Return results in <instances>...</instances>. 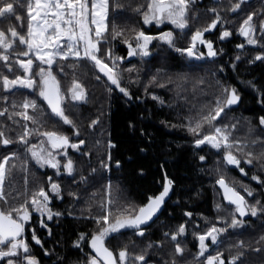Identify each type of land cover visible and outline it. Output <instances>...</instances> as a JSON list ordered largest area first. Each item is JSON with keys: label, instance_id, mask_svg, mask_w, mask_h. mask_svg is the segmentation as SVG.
Returning <instances> with one entry per match:
<instances>
[{"label": "snow or ice", "instance_id": "snow-or-ice-1", "mask_svg": "<svg viewBox=\"0 0 264 264\" xmlns=\"http://www.w3.org/2000/svg\"><path fill=\"white\" fill-rule=\"evenodd\" d=\"M198 2L199 0H147L146 6H139L135 10L141 16L143 25L155 26L160 31L157 34H150L143 29L132 28L131 35H125V30L115 24L109 30V0H27L26 33L17 30V27L24 26L23 16L18 11V8L24 6L22 0H0V24L11 20L18 22L17 26L9 23L6 29L0 27V89L6 93L0 96L4 105L0 108V117L16 125L13 129L0 123V145L6 149L10 145H18L24 150L26 157L34 161L37 168L54 170L46 180L38 181L36 187L31 190L26 189L22 194L24 195L22 202L15 203L18 197H13L10 201L5 189L8 181L7 188L9 191L13 190L12 181L8 178L12 170L16 169L17 165L13 161L18 160L19 156L13 152L0 158V205H2L0 206V261L3 264H41L29 243L26 229L31 234V241L44 250L43 255L53 256L56 264H79V261L73 260L63 252L45 248L44 242L37 235L36 228L32 226L33 216H36L39 227L45 229L48 236H52L53 230L48 222L59 224L62 217L75 218L70 208L61 211L55 207L54 201H64L65 195L74 201L83 200L87 195L88 185L97 178L98 172L110 171L112 163L109 152L99 160V168L92 167L91 152L84 147L85 139L74 141L66 133L46 130L47 121L37 115L39 110L37 100L25 98L17 101L10 97L16 96L21 89L29 90L30 94H35L46 103L50 113L57 118V122L62 121L63 125L71 127L72 136L80 137L79 128L65 114V107L62 105L66 101L85 100V89L81 83L73 80L71 87L66 92L62 91L60 81L54 74L53 65H56L58 71L62 73L64 65L59 61H68L72 58L74 61L90 62L93 69L99 73L95 79L99 81L102 75L109 82L110 86L107 88L109 93L113 91L111 86H114L130 101L133 96L129 88L123 84V79L125 72L131 73L134 69L123 67L126 58L138 57L143 60L152 55L153 48H166L185 59L197 61L214 59L222 53L223 50L214 48L213 40L207 39L205 34L217 30V26L220 25L218 39L227 40L233 36V31L225 25L233 21L227 20L217 7L213 6L206 9L207 13L213 15L210 23L193 28L192 25L199 19ZM226 7L227 11L236 14V18L241 21L236 28V34L243 37L246 44L240 43L236 47L241 50H244L246 45L264 48V12L248 11L247 9L252 7L249 0H230ZM164 26H170L169 30H164ZM181 37H190L186 47L180 46L178 38ZM118 39L127 47L126 57L114 52L113 42ZM201 46L207 51L200 50ZM235 60L240 61L241 55H237ZM256 61L264 62V52L256 54L248 62ZM14 67L22 74L13 72ZM232 67L235 69L236 64L234 63ZM5 71L11 74V78L5 74ZM220 71H223V68ZM129 83L134 84L136 81L129 78ZM151 83L157 84L155 76ZM216 83L219 85V94L214 96L211 107L205 106L206 111L201 109L198 118L188 121L187 131L196 137L194 140L196 148L207 146L215 149L225 165L238 169L243 176H249V172L241 166L242 161L246 165L258 167L260 172L251 174L249 178L260 186V194H264V163H261L264 161V140L254 136L251 127L247 133V136L252 137L250 143L247 142V137L241 139L233 135L236 132V124L229 125L226 121L231 115L233 106L241 102V96L236 87L220 85L219 81ZM249 84L255 88L251 81ZM157 86L166 87L164 83H158ZM145 93L147 94V88ZM151 98L159 100L161 104L164 103L156 95ZM261 102L264 103V99ZM97 124L99 120L94 119L90 127L94 128ZM259 125L260 130L264 131V116L259 118ZM13 131L16 134L9 135ZM33 136L37 138V142L32 141ZM257 145L260 147L258 154L248 150ZM107 147L110 149L115 145L109 142ZM69 150L78 153L80 157L89 158L88 176L77 168ZM199 160L205 161L206 156L200 155ZM25 164L26 162H22L21 168L27 170ZM116 167H120L118 161ZM216 171L220 172L219 167ZM89 177L92 179L90 180ZM65 180L68 181V187H62ZM71 184L80 185L84 191L71 190ZM216 184L222 190V199L227 202V206L216 204V211L218 214L227 211L228 214L218 215L216 223H209L207 218H203L208 226L202 231H192L191 235L198 241V252L193 259L195 264H238V262L244 264L241 259L245 255L244 242L240 241L229 247V258L220 250L224 245L222 237L229 229L244 228L247 223L243 219L245 217L264 219V200L255 188L242 184L243 192L248 198H252L246 199L234 183L227 182L223 175L218 176ZM173 186V179L168 178L165 173L159 194L149 196L142 206L128 204L113 207L112 186L107 185L109 195L105 202L99 205L100 214H91L89 207L87 209L89 214L80 217L92 220L96 226V230L91 234L78 233L72 244L74 249L81 252L85 247L91 249V253L85 254L83 264H154L148 258L149 252L154 247L162 251V242L159 245L150 242L138 253H129L127 246H124L116 255L107 246L106 241L112 234L119 233L123 229H131L137 236L144 237L146 231L144 226H148L149 222H153V218L157 217V213L161 211L172 193ZM184 215L191 220L193 213L189 211ZM187 223V221L180 223L174 231L163 233L166 239L171 240L173 251L168 254L170 259H162L159 264H191L186 260L185 246H182L186 245L187 240L181 239L188 235ZM217 223L222 226L217 227ZM194 227L199 229L200 226L194 225ZM260 241H264V236H261L257 243ZM232 247L236 249L235 252L232 251ZM253 251L261 252L262 249L256 247Z\"/></svg>", "mask_w": 264, "mask_h": 264}, {"label": "trees", "instance_id": "trees-1", "mask_svg": "<svg viewBox=\"0 0 264 264\" xmlns=\"http://www.w3.org/2000/svg\"><path fill=\"white\" fill-rule=\"evenodd\" d=\"M147 0H109L108 25L111 30L115 24L118 28L125 30V35H131V29H143L141 16L136 12L139 6H146ZM119 5V6H118ZM249 11V9H247ZM229 21L232 30L236 33V28L241 22L236 16L229 19L230 12L221 13ZM199 21H196L193 28L198 27ZM210 23V22H208ZM207 24V23H206ZM180 46L186 47L190 37L178 38ZM114 52L120 56L126 57V45L120 43V40L113 42ZM225 48V47H223ZM156 53L150 60H132L124 61L123 67L134 69L131 73H124L123 84L126 85L132 93L133 99L121 96L115 88L109 93L107 88L110 86L106 81L100 79L97 81L96 71L91 64L82 65L80 62H73L66 71V80L62 82V91H67L70 83L75 80L81 83L86 92V98L83 104H76L74 101H66L64 104L65 114L76 124L81 132L80 137L72 136L70 126L57 122L48 111L39 105L37 115L47 121L46 130H54L66 133L74 141L80 138L85 139L84 147L91 152L90 164L92 167L99 168V160L104 158L107 153H111L112 163L111 170H100L97 178L88 185L87 195L81 201H74L71 197L65 195L64 201H55L57 209L63 211L71 209L73 217H62L60 223L53 222V235H47L40 232V238L46 239L45 248L63 252L73 260L83 264L85 254L90 253L88 247L83 252L74 249L72 244L75 242L77 234L85 232L91 234L96 230L94 222L90 219L80 218L82 215L87 216V209L91 208V214L99 215V205L104 203L109 193L107 185H111V198L113 207L125 206H142L147 202L149 196L159 194L164 183V174L173 179V195L171 201L166 206L160 219L153 225L148 237L138 238L134 232L120 234L108 241L107 246L118 254L119 250L127 246L129 253L140 252L148 243L159 245L163 243L162 251L154 247L149 252V260L154 264H159L163 260L171 257L168 255L173 251V244L170 239L163 235L165 231H174L175 228L183 222H186L185 212H192L200 222V230L187 225L188 235L181 239H186L185 258L191 264H195L194 256L196 239L191 235L192 231H202L208 225L203 218H207L209 223H216L217 216H226L227 211H216L215 205L223 204L220 193L216 187V179L223 175L227 182L233 184L237 178L232 174L224 164L220 155H215L210 150L199 152L194 147L196 137L187 131V123L190 119H196L201 113V109L207 110L211 107L214 96L219 94V85L236 87L242 95L241 105L232 109L231 115L226 123L236 124L235 136L241 139L247 137L250 143L252 137L247 136L248 130L253 129L254 136L264 140V131H261L259 117L264 116V104L262 108L257 105L264 99V65L258 64L254 67L246 65L240 67L236 75H225L220 71L224 67L225 61L194 62L185 59L179 54L167 50L166 48L157 49ZM224 52L230 54L225 48ZM264 52V48L257 47L256 51L248 50L244 53L234 52L246 59L247 54L254 56ZM224 69V68H223ZM229 73V72H228ZM156 77L157 84L164 83L166 87L160 88L157 84L151 83L152 78ZM250 76V77H249ZM248 77V78H247ZM129 78L136 81L134 84L129 83ZM256 80L260 88V93L252 94L248 92L244 82ZM203 81V83H201ZM238 82V83H237ZM243 82V83H242ZM239 84V85H238ZM147 88V94L145 93ZM156 95L163 100H153L151 97ZM99 120L94 128L90 127L91 121ZM163 121V123H162ZM219 123V121H217ZM176 125V127H172ZM97 141L99 143H97ZM112 143L114 148H108L107 144ZM248 150L257 154L260 147ZM15 152L19 159L13 161L16 163V169L12 170L9 180L12 181V191L6 186V193L9 200L18 197L14 202L23 201L26 189L31 190L32 184L38 181L46 180L41 174L34 169V165L26 157L25 153L18 150L13 151L10 147V155ZM76 162L77 168L85 176L89 175V158L80 157L78 153H70ZM206 156L205 161H200L199 156ZM237 155H240L237 153ZM120 167H116V162ZM22 162H26L27 170L21 168ZM219 162V163H217ZM219 167L220 172L216 171ZM90 180L92 179L89 177ZM70 179V178H69ZM78 179V177H77ZM27 181V183H26ZM62 187H68V181L62 183ZM84 191L78 184H71V190ZM93 194H95L93 196ZM87 197H92L88 199ZM74 205V206H73ZM83 210V211H82ZM222 225L217 223V227ZM264 236V222L254 225L247 233L240 234L237 237L225 233L224 245L221 251L225 257H229V247L236 245L240 241L244 244L253 246L249 253L241 257L244 264H264V241L260 237ZM231 242L233 243L231 245ZM191 245V246H190ZM215 247V246H214ZM260 247L261 252L253 251L254 248ZM232 251L236 249L232 247ZM40 257L41 264H56L53 256H43V251L35 253Z\"/></svg>", "mask_w": 264, "mask_h": 264}, {"label": "flooded vegetation", "instance_id": "flooded-vegetation-1", "mask_svg": "<svg viewBox=\"0 0 264 264\" xmlns=\"http://www.w3.org/2000/svg\"><path fill=\"white\" fill-rule=\"evenodd\" d=\"M22 2H23V5L24 6L21 7V8H18V11L23 16V25L24 26H23V28L17 27V30L20 31V32H22V33H26V31H27V22H28V20H27V12H26L27 0H22ZM229 2H230V0H199V2L197 4V9H198V13H199V19L197 20V21H199L198 27H203L204 25H206V23L210 22L211 19L213 18V15L211 13H207L206 12V9L215 6V7H217V9L221 13L222 12L225 13L227 11V7L226 6L229 4ZM249 3L252 5V7L249 8V11H257L258 13L259 12H264V0H249ZM235 16H236V14L230 12V16H229L230 18L229 19H234ZM9 23L12 24L13 26H17L18 25V22L17 21L11 20V21H8V22H5V23L0 24V27L6 29ZM92 27H95V26L92 25ZM169 27L170 26H164V30H169ZM225 27H227L229 30H232V27H230L229 25H225ZM145 31L148 32V33H150V34H157L160 31V29H157L155 26H152V27L145 26ZM219 31H220V25L217 26V30H215L213 32L206 33L205 35H206V38L207 39L213 40V42H214V48H216L217 50H220V49L223 50L222 53H220L214 59L213 58H207L205 60H199V61L192 60V61H194V62L213 61L214 62V61H217L218 59L224 60L225 61V64H224V67H223L224 69L221 72H223L225 75H229V76L230 75H233V74L236 75V73L239 71L240 67H245L246 65H248L250 67H254L255 65H258V64H263L264 65V62H260V61H256L255 63H249L248 61H250V60L253 59V56L251 54H247L246 59H243L241 57V60L237 62L235 60L236 54L234 52H239V53L242 52V53H244V52H247L248 50L256 51L258 46L253 47V46L246 45V47H245L244 50L238 49L236 47L237 44H240V43H245L246 44V41L244 40L243 37L239 36L238 34H236L234 32V30H232L233 31V36L230 37V38H228L227 40L221 41V40L218 39ZM257 36L259 38V33H257ZM17 47H22V46L17 45ZM223 47H225L230 52V54L225 53L224 52V49L225 48H223ZM200 50H203L205 52L207 51L206 48H203V46H201ZM155 53H156L155 48H153L152 49V55L149 56V57L144 58L143 60H146V61L147 60H150ZM126 54H127V49H126ZM13 58H15V57H13ZM20 58L21 59H26L24 57H20ZM137 59L141 60L138 57H133V58H130V59H127L126 58L125 61H132V60H137ZM73 62H80V63H82V65L91 64L90 62H87V61H74L72 58H70L68 61H59L60 64L64 65V72H62V73L58 71L56 65H53V71H54V74L57 76V79L60 81L61 89H63L62 82H64L66 80V71L68 70L69 65H71ZM234 63L236 64V68L235 69H233V67H232V65ZM13 72H16L17 74H22L20 72H17V68L16 67L13 68ZM5 74H8L10 76V78H11V74L7 73L6 71H5ZM98 74L99 73H97V75ZM101 79L103 81H106L107 82V80H105L103 77H101ZM249 81H251V80H248V82H244V85L246 86V88H248V90L251 88V90L248 91V92H252V94H258V93H260V88L257 85L256 80H252V84L255 85V88H253L249 84ZM71 84H72V82L70 83V87H71ZM115 90L121 96H123V94H121L117 89H115ZM21 93H23V95H21ZM2 95H6V93H3L2 89H0V96H2ZM240 96H241V99H242L243 96L242 95H240ZM25 98L37 100L38 105H43V107L48 111V113L52 117H54L49 112V110L45 107V105H46L45 102H43L35 94H30L29 93V90H27V89H21V90H19V92L17 93L16 96L10 97V99H15L17 101H21V100H23ZM74 102L76 104H83L84 100H76ZM263 104L264 103H262L261 101H259L257 103V105H259L261 108H262L261 105H263ZM240 105H241V102L238 105L233 106V109L238 110V108L240 107ZM3 106H4L3 105V102H2V100H0V108H2ZM63 107H64V105H63ZM10 111H11V109H10ZM30 112H31V110H30ZM17 119H19V118L17 117ZM55 119H57V118H55ZM0 123L6 124L9 128H13V129L16 128V125H13L11 121L5 120V118H3V117H0ZM66 126H68V125H66ZM15 134H16L15 131L9 133V135H12V136H14ZM260 137L262 138V137H264V135H261ZM32 141L33 142H37V138L35 136H33L32 137ZM10 147H12L13 151L20 150V151L24 152V150L20 146L15 145V144L8 146L7 149L4 146L0 145V158H2L6 154L7 155H10ZM205 150H210L215 155H220V154L216 153L215 151L211 150L208 147L200 150L199 152H203ZM69 152L72 153V150H69ZM31 162L34 165V169L37 170L41 174L42 177H45L46 178L48 175H52V173L54 171L53 169H50V168H37L36 165H35V163H34V161H31ZM261 163H264V161H261ZM241 166L244 167L245 170L249 172V176L251 174H253V173H259L260 172V169L258 167H253V166L246 165V164L243 163V161H242ZM230 171H232L231 173L234 174L235 177L237 178V182H235L234 185H235V187L238 190L241 191V194L242 195H245L246 196V194L243 192V189L241 188V185L242 184H247V185H250L251 187L255 188L257 190L258 195H260L261 196V199L264 200V194H260V186L257 185L254 181H251L250 178H249V176H243L239 172L238 169L237 170H230ZM7 183H8V181H6V186H7ZM34 187H36V185L35 184H32L31 188H34ZM216 187H217V184H216ZM217 189H218V187H217ZM218 191H219L220 196H221V199H222V193H221V191L219 189H218ZM246 199L251 200L252 198H248L246 196ZM222 201H223V199H222ZM20 202H22V201H20ZM54 203H55V201H54ZM223 204H224V201H223ZM0 206H2V205H0ZM166 206H165V208H166ZM225 206H227V205H225ZM165 208H164V210H165ZM164 210H163V212H164ZM163 212H162V214H163ZM162 214L158 217V219L155 222H153V224L149 228L146 229L145 236L144 237H139L137 235L136 236L138 238H145V237H148L149 234H153V232L151 231V228L160 219V217L162 216ZM186 219H187V222H188L187 225L192 226L193 223H195V225H199L201 227V222H200L199 218L196 215L193 214L191 220H189L188 217H186ZM243 219H245L247 221L245 227L244 228H241V229H236V230L229 229L228 234L232 235V237H237L240 234L247 233L249 229H251L254 225L258 224L259 222H264V219H259V218H254V217H245ZM48 223H49V226L53 230V222L50 221ZM32 226L36 228L37 235L38 236H40V232L41 231H43V232L46 233V230L45 229H42V228L39 227V224L37 223V218H36L35 215L33 216ZM200 227H199L198 230H200ZM26 235L28 236L29 243L32 246V249H33L34 253H38L39 251H44L43 249L40 248V246L35 245L34 242L31 241V238H30L31 234H30V232L27 229H26ZM45 236H48V235H45ZM45 240L46 239H42L43 242H45ZM232 244L233 243L231 242V245ZM233 246H234V244H233ZM253 246H249V245L245 244V248L243 249V251L246 254H248L249 253V249L252 248ZM194 249L197 250V252H198V241L197 240H196V246H195ZM89 251H90V249H89ZM90 253H91V251H90ZM116 255H118V254H116ZM43 256L46 259H49V257H47L45 255H43ZM38 258L41 260L40 257H38ZM0 264H3V262L0 261ZM238 264H239V262H238Z\"/></svg>", "mask_w": 264, "mask_h": 264}, {"label": "water", "instance_id": "water-1", "mask_svg": "<svg viewBox=\"0 0 264 264\" xmlns=\"http://www.w3.org/2000/svg\"><path fill=\"white\" fill-rule=\"evenodd\" d=\"M101 77H103L102 75H101ZM105 80H106V78L105 77H103ZM109 83V82H108ZM114 87V86H113ZM46 104V103H45ZM63 106V105H62ZM45 107L48 109V107H47V105H45ZM49 110V112H50V109H48ZM195 147V146H194ZM207 146H202L201 148H196L195 147V149L197 150V151H200V150H202V149H204V148H206ZM211 150H213V151H215L216 152V150L215 149H211ZM217 153V152H216ZM227 167H228V169L229 170H237L236 168H234L233 166H230V165H226ZM217 187H218V189L221 191V193H222V190L219 188V186L217 185ZM172 194H173V191H172V193H170V196H169V198L166 200V202H165V205H164V207H162V209H161V211L159 212V213H157V217H159L161 214H162V212H163V210H164V208H165V206L168 204V202L171 200V198H172ZM224 201V200H223ZM224 204L225 205H227V202L226 201H224ZM157 217H154L153 218V222H155L156 220H157ZM153 222H149V225L148 226H144L146 229L147 228H149L152 224H153ZM133 230H131V229H123V230H121V232H119V233H114V234H112V236H110L109 237V239L108 240H110V239H112V238H114V237H116V236H118V235H120V234H125V233H129V232H132ZM107 242L108 241H106V244H107ZM90 249V248H89ZM90 251H91V249H90Z\"/></svg>", "mask_w": 264, "mask_h": 264}]
</instances>
